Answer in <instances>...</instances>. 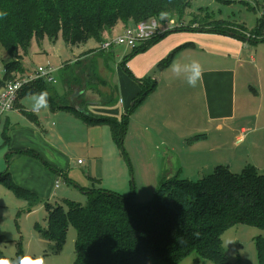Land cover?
I'll use <instances>...</instances> for the list:
<instances>
[{
	"label": "crops",
	"instance_id": "obj_1",
	"mask_svg": "<svg viewBox=\"0 0 264 264\" xmlns=\"http://www.w3.org/2000/svg\"><path fill=\"white\" fill-rule=\"evenodd\" d=\"M125 26L119 23L113 32L117 28L123 32ZM164 32L165 36L136 54L127 50L123 57H117L114 47L106 50L108 67L101 74L108 76L113 85L108 96L103 95L106 86L93 88L85 83L75 87L68 85L66 78L61 92L55 87L52 91L64 97L68 107L53 109L48 104L34 112L27 109L24 100L21 103L24 95L19 96L15 109L0 120L1 126L11 127L10 133L3 134L9 135L0 165L9 164L5 171L11 173L12 180L34 195L46 196L58 176L78 183L80 174L70 170L69 158L77 147L89 159V183H99L104 176V157L111 155L116 144L112 125L108 121L89 123L77 108L99 118L120 121L127 114L128 103L132 99L136 103L135 99L149 87L153 88L135 107L140 132L143 128L138 140L144 153L149 149L160 151L163 146L165 155L179 157L176 172L183 174L195 157L209 154L196 166L199 174L213 165L212 170L217 165L233 167L240 162V149H250L253 163L242 162V168L254 165L260 170L264 165V139L256 138L264 132V47H260L264 45H259L264 40L248 34V38H242L202 29L174 30L170 26ZM117 58L122 59L121 65L116 63L118 69L125 70L120 72L118 83L113 69ZM193 61L201 65L203 72L196 87L187 84L190 70L177 75L171 67L173 63L183 66ZM67 63L61 66V74ZM111 97L114 101L108 102ZM21 122L24 126L18 124ZM207 174L197 179L184 178L196 181Z\"/></svg>",
	"mask_w": 264,
	"mask_h": 264
},
{
	"label": "trees",
	"instance_id": "obj_2",
	"mask_svg": "<svg viewBox=\"0 0 264 264\" xmlns=\"http://www.w3.org/2000/svg\"><path fill=\"white\" fill-rule=\"evenodd\" d=\"M190 4L191 0H0V12L7 13L0 20V44L10 56L4 64L0 89L25 73L21 59L34 38L54 42L62 35L68 46L75 47L91 39L102 41L103 35L120 22L129 25L160 15L183 17ZM181 23L184 25L174 30L202 29L248 38L222 20L201 22L193 17L190 24ZM165 34L134 48L135 54ZM256 36L264 40V21ZM53 87L37 79L26 84L19 96L46 92L53 109L68 107L65 98L52 91ZM152 88L144 89L127 114ZM113 101L111 97L108 102ZM81 115L89 123L108 121L116 142L126 133V115L120 121L85 111ZM180 174L162 178L153 198L143 204L106 189H92L88 204L71 201L67 210L62 205L54 207L48 214V225L38 226L37 231L60 249L73 223L77 230L74 264H178L193 251L215 263H227L223 247L226 230L239 224L264 229V171L248 165L234 172L227 165H217L196 181L181 178ZM0 181L28 201L29 212L38 204L37 196L15 183L9 171L0 172ZM4 240L0 234V243ZM256 244L260 264H264V238L258 236ZM6 260L8 257L0 251V264Z\"/></svg>",
	"mask_w": 264,
	"mask_h": 264
},
{
	"label": "rangeland",
	"instance_id": "obj_3",
	"mask_svg": "<svg viewBox=\"0 0 264 264\" xmlns=\"http://www.w3.org/2000/svg\"><path fill=\"white\" fill-rule=\"evenodd\" d=\"M196 17L201 22L215 19L228 22L236 31L244 32L253 37L256 36V30L264 21V0H191L189 9L185 16H168L160 15L157 18L161 21L163 29L184 22L190 24ZM132 22V21H130ZM122 23V22H120ZM125 24V23H123ZM121 33L120 28L115 32L113 30L103 35L102 41L95 39L89 40L86 44L75 46L69 50L62 35L52 42L48 38L42 41L33 39L32 45L28 52L21 59V67L25 73L18 74L19 78L24 79L34 75L39 67L55 69L54 87L61 92L65 78L69 80V85L74 84L75 87L83 86L86 82L88 87H97L101 84L106 86L103 95H110L113 85L108 81L109 77L101 74V70L108 67V55L106 50L102 48V42L115 38ZM264 45V44H259ZM261 49L264 46H260ZM135 53L133 48L126 45H115L114 54L122 56L127 52ZM262 51V50H261ZM0 79L4 78V64L10 60L6 49L0 44ZM71 60V62H70ZM122 59L117 58L114 61L113 69L115 71V82H119L121 71H125L121 65ZM67 65L61 74V66ZM116 63L118 65H116ZM29 68V69H28ZM27 72V73H26ZM108 77V78H107ZM138 83H140L138 81ZM81 84V85H80ZM103 87L101 88L103 90ZM248 89V88H247ZM249 91V89H248ZM102 96V95H101ZM122 97V94H120ZM117 98V97H116ZM35 99L37 97L33 93H27L21 98L27 106L28 110L33 109ZM132 99L126 109L131 107ZM13 111V110H12ZM126 111V110H125ZM126 114V113H125ZM124 118V115H122ZM126 133L120 142H116L113 146V152L110 156L104 157L105 167L104 176L99 183H89L87 165L88 157L80 148L75 147L70 152V170L73 174H80L78 183H70L66 177L58 176L53 183L50 194L47 196L43 193L36 194L39 202L29 212V204L23 198L18 197L6 183L0 181V234L4 235L5 240L0 243V251L3 256L8 257L4 264H74L76 259V240L77 230L73 223L69 224L67 230L66 241L60 249L56 247V243L40 236L37 231L38 226L46 227L48 225V214L57 206L62 205L66 210L69 208L71 201L88 204L90 202L89 191L92 189H106L116 192L121 196L130 197L135 204H143L150 201L158 190L160 180L164 177L171 178L176 175L177 155H165L163 146L160 151L141 149L138 137L143 134L137 123V110L134 108L129 114H126ZM121 118V120L123 119ZM135 119V120H134ZM21 124L24 126V124ZM10 128L0 125V155L7 148L6 139L9 135H3ZM139 130V134H138ZM147 136V132H146ZM21 135H18L20 138ZM6 138V139H5ZM257 140L264 139V132L259 133ZM212 141V140H210ZM203 143V142H198ZM240 162L230 167L234 172H241L243 169L242 162H252L254 157L252 151L240 149ZM264 158V148L261 149ZM259 155V154H258ZM210 155H198L193 159V164H188L186 171L180 174L181 178L188 176L192 179L202 177L203 174L212 171L209 167L206 173H196L199 163L206 160ZM87 160V163L79 164V159ZM202 158V160H200ZM166 160V161H165ZM3 161L6 162L5 159ZM217 164V162H216ZM220 164V163H218ZM223 164V163H222ZM2 165V164H1ZM0 172L5 171L6 167H1ZM211 166V165H209ZM264 171V165L261 169ZM260 236L264 238V229L239 224L226 230L223 234V247L228 259L225 264H260L256 238ZM178 264H221L202 257L197 251L191 252L184 257Z\"/></svg>",
	"mask_w": 264,
	"mask_h": 264
},
{
	"label": "built area",
	"instance_id": "obj_4",
	"mask_svg": "<svg viewBox=\"0 0 264 264\" xmlns=\"http://www.w3.org/2000/svg\"><path fill=\"white\" fill-rule=\"evenodd\" d=\"M162 23L157 17H152L139 22H132L126 25L123 32L117 35L115 38H109L102 42V48L104 50H110L115 45H126L130 48H137L140 44H144L162 34H164V29L161 27ZM183 23L173 26L180 27ZM2 60L0 59V62ZM55 69H47L44 67H39L35 74L24 79L18 76L9 81L3 88L0 89V120L4 114L12 111L16 107V103L19 99L20 92L24 86L30 82L37 79H44L47 82H55ZM19 85V87H16ZM81 164L83 160H78Z\"/></svg>",
	"mask_w": 264,
	"mask_h": 264
},
{
	"label": "clouds",
	"instance_id": "obj_5",
	"mask_svg": "<svg viewBox=\"0 0 264 264\" xmlns=\"http://www.w3.org/2000/svg\"><path fill=\"white\" fill-rule=\"evenodd\" d=\"M7 15L6 12H0V20H2ZM172 71L179 75L181 71H189L190 74L187 77V84L191 87H196L198 82L202 79L203 72L201 65L197 61H193L190 64H184L183 66L179 63H173L172 64ZM16 87H19V85H16ZM37 107L39 108H47L48 107V99H47V93L41 92L38 96L37 102L33 106V111L36 112ZM29 264H32V262H29Z\"/></svg>",
	"mask_w": 264,
	"mask_h": 264
},
{
	"label": "water",
	"instance_id": "obj_6",
	"mask_svg": "<svg viewBox=\"0 0 264 264\" xmlns=\"http://www.w3.org/2000/svg\"><path fill=\"white\" fill-rule=\"evenodd\" d=\"M134 105H135V102L133 101L131 106L133 107ZM77 111H79L81 113L84 112V110L82 108H79V107L77 108Z\"/></svg>",
	"mask_w": 264,
	"mask_h": 264
}]
</instances>
